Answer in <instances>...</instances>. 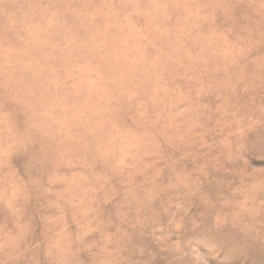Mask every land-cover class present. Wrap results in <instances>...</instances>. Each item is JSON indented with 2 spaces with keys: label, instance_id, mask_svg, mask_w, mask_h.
I'll return each instance as SVG.
<instances>
[{
  "label": "rangeland",
  "instance_id": "obj_1",
  "mask_svg": "<svg viewBox=\"0 0 264 264\" xmlns=\"http://www.w3.org/2000/svg\"><path fill=\"white\" fill-rule=\"evenodd\" d=\"M0 264H264V0H0Z\"/></svg>",
  "mask_w": 264,
  "mask_h": 264
}]
</instances>
